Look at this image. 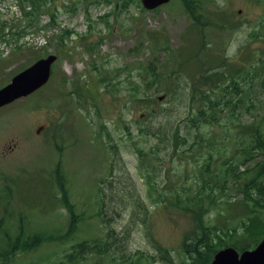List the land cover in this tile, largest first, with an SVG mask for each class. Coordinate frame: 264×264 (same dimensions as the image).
<instances>
[{
	"label": "rangeland",
	"instance_id": "rangeland-1",
	"mask_svg": "<svg viewBox=\"0 0 264 264\" xmlns=\"http://www.w3.org/2000/svg\"><path fill=\"white\" fill-rule=\"evenodd\" d=\"M37 1L41 5L34 11L30 0H0V86L37 58L58 55L44 86L0 107V187L9 185V194L0 190V216L6 207L7 225L12 227L22 212L29 226L49 235L32 250L16 251L3 264H52L82 241L107 245L99 254L87 251L79 264H192L182 247L192 217L172 203V195H194L201 181H196L191 166L209 153L214 158L224 154L223 149L209 147L189 124L182 128L189 130L188 141L201 144L194 142V152L185 154L187 161L178 159L171 146L149 154L153 142L138 133L139 126L171 128L191 115V80L201 60L188 55L182 60L178 52L184 40L208 39L213 55L223 51L231 62L245 43L257 53L264 8L254 0H204L209 13L224 11L239 23L222 32L212 24L191 28L193 18L181 0L153 10L142 8L139 0ZM159 30L160 39L155 32ZM193 46L183 53L192 52ZM148 69L158 71L157 81L148 76ZM166 70L172 72L167 75ZM145 77L151 81L142 80ZM149 96L151 100L143 99ZM250 96L254 108H240L226 119L241 127L264 119V92L256 89ZM198 129L213 130L215 144H224L227 157H241L223 137L225 131L235 133L234 127L215 122ZM136 147L144 148L146 166L155 169L153 174L148 171L152 194ZM246 166L251 164L239 170ZM223 187L224 194L217 192L215 209L210 208L204 220L211 231L223 227L222 237L229 240L231 228L236 235L240 232L241 221L221 216L225 221L216 222V210H223L222 202L228 193L236 195L239 185L230 181ZM231 187V192L225 191ZM157 246L167 252L166 258Z\"/></svg>",
	"mask_w": 264,
	"mask_h": 264
},
{
	"label": "trees",
	"instance_id": "trees-1",
	"mask_svg": "<svg viewBox=\"0 0 264 264\" xmlns=\"http://www.w3.org/2000/svg\"><path fill=\"white\" fill-rule=\"evenodd\" d=\"M30 1L34 11L40 8L41 4L37 0ZM181 1L185 12L194 19L191 27L201 28L212 24V27L223 32L227 29L232 30L239 25L236 19L231 21L224 11L209 13L203 7L204 0ZM254 1L261 8H264V0ZM202 9L209 13L210 16H207ZM201 16L206 18V20L199 22L201 21ZM260 28H264L262 22L260 23ZM155 32L160 39L162 32L160 30ZM253 32L254 30L251 32L253 38H256L257 35ZM69 33L70 31L67 30L66 35ZM203 34L206 35L205 32ZM260 34L262 38L256 46L258 52L256 53L253 47L251 48L250 45L245 43L241 46V50H238V55L235 58L232 57V62L228 56L224 55L223 51L213 55L212 49L209 47L210 40L204 38L193 46L192 52L184 54V49L187 46H191V41L184 40L178 54L183 57L188 55V59L197 60L199 58L201 60L197 69L195 68L196 73L191 80L190 103L188 104L191 115L171 128L157 126L152 129L151 126H139L138 133L147 135L146 140L153 142L151 150L148 152L149 154H159L162 150H168L171 146V152H176L178 159L187 161L185 154L194 152L195 143L201 144L200 140L188 141L189 130H183L182 128L189 124L196 128L195 136L203 140L209 147L219 146L220 149H223L224 154L218 153L214 158V154L209 153L200 164L191 166L193 171L197 172L196 181H201L200 189L194 195L180 196L178 193L172 195V203L179 206L184 213L192 217L193 226L189 230L188 235L184 237L182 244L183 250L192 260V264H209L215 251L226 245L232 246L237 250L251 248L257 244L264 234V119L257 120L255 118L251 122L242 125V127L240 122L236 125L230 119H226V117L236 116L240 108L245 110L254 108L251 96L248 97L250 92L256 89L264 92V31L261 30ZM164 41L166 42V39ZM182 60L185 61V57ZM230 64H232L231 69L227 68ZM234 64L236 69L233 68ZM179 65H181L180 62ZM148 72V76H151L153 81H157L160 77L157 70L155 72L148 69ZM171 72L172 70H166L164 73L169 75ZM142 80L151 81L147 77ZM85 88L89 89L87 85ZM232 94L235 100H232ZM238 94L241 95L239 96ZM151 98L149 96L143 99L151 100ZM247 99L250 102L249 104H246ZM215 122L224 128H229L230 126L235 128V133L226 135L225 131L223 137H227V140L228 138L230 139L236 152L241 157L237 159L227 157L223 148L224 144L222 142L221 144H215L217 134L213 130L203 133L198 129L202 125L210 126ZM136 150L141 158L140 166L142 170L150 171L153 174L155 169H149L146 166L144 157L147 153L144 148L136 147ZM220 157L225 159L220 161ZM247 162L251 166H246L240 171L239 167L245 166ZM158 163L162 165L160 160ZM183 169H187V166H184ZM150 172L144 177L147 180V191L152 194L154 185ZM5 181L6 178H4ZM230 181H236L240 190L237 189L238 193L236 195L235 193H228L229 195L227 196L229 197L222 202L223 210H216L217 215L215 218L216 222L223 223L224 219H220L221 216L230 221L231 218L239 217L241 225L238 235H236V230L231 228L233 235H230L229 240H225L222 237L223 227L218 229L214 227L215 231H211V228L205 223L204 216L209 213L210 208L215 209L217 192L219 191L220 195H223V184ZM47 183L52 184L50 181ZM56 185L62 195L61 202L65 204L66 192L62 181L57 182ZM232 189L234 188L231 187L225 191L231 192ZM0 190L5 194H9V185H2ZM163 199L166 201L168 198L163 197ZM67 206L71 209L70 204H67ZM232 211L235 214L231 216L225 214ZM242 211L243 215L239 216L238 214H241ZM3 212L4 215L0 216V263L2 264L7 259L11 260L18 250L28 251L34 249L46 241L47 235H49L38 230L35 225L29 226L26 221V214H22V212L16 214L18 221L15 225L9 227L7 225L8 218L5 216V213H9V211L5 207ZM72 226L73 221L70 228ZM103 242L104 245L95 241L78 242L70 252L66 253L64 259L52 264H64L66 262H69L67 264H79L78 259H84L87 251L99 254L107 245V241ZM157 248L162 253L163 258L168 256L167 252L160 249L159 246Z\"/></svg>",
	"mask_w": 264,
	"mask_h": 264
},
{
	"label": "water",
	"instance_id": "water-1",
	"mask_svg": "<svg viewBox=\"0 0 264 264\" xmlns=\"http://www.w3.org/2000/svg\"><path fill=\"white\" fill-rule=\"evenodd\" d=\"M147 9H152L168 0H141ZM56 55L48 54L17 72L10 81L0 88V107L16 98L25 96L43 84L50 76L51 64ZM162 99L163 96H159ZM210 264H264V236L252 249L237 251L233 247L219 249L213 255Z\"/></svg>",
	"mask_w": 264,
	"mask_h": 264
}]
</instances>
